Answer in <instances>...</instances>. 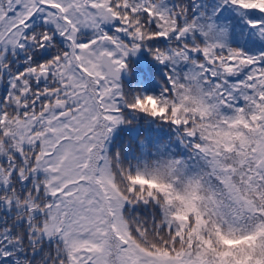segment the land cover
Listing matches in <instances>:
<instances>
[{
	"label": "snow or ice",
	"instance_id": "snow-or-ice-1",
	"mask_svg": "<svg viewBox=\"0 0 264 264\" xmlns=\"http://www.w3.org/2000/svg\"><path fill=\"white\" fill-rule=\"evenodd\" d=\"M0 264H264V0H0Z\"/></svg>",
	"mask_w": 264,
	"mask_h": 264
}]
</instances>
